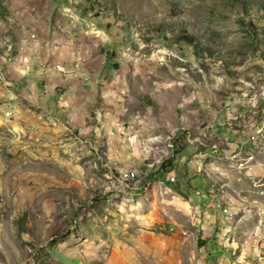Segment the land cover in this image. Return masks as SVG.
<instances>
[{"label":"rangeland","instance_id":"rangeland-1","mask_svg":"<svg viewBox=\"0 0 264 264\" xmlns=\"http://www.w3.org/2000/svg\"><path fill=\"white\" fill-rule=\"evenodd\" d=\"M0 7V264H264V0Z\"/></svg>","mask_w":264,"mask_h":264},{"label":"crops","instance_id":"crops-1","mask_svg":"<svg viewBox=\"0 0 264 264\" xmlns=\"http://www.w3.org/2000/svg\"><path fill=\"white\" fill-rule=\"evenodd\" d=\"M5 9H7V8H5ZM5 9L0 7V13H3V14L7 13ZM11 11H12V15L13 16L10 17V18L8 17V20L10 21V23L12 25H15V24L16 25H21L22 24V20H23V18H21L22 15L23 16L30 15V12L27 9L23 10L22 12H18V10L16 11L15 9L11 10ZM70 12H71V10H70ZM35 13H36L35 15H37V12H35ZM41 46L44 47L43 43L41 44ZM45 47H48V46H46V44H45ZM42 49H43V51H40V53L42 54L41 58L43 60H45V58H46V60H47L48 58L46 57V54L44 52V48H42ZM33 52H38V50L35 48V46H33ZM50 61H53V59L51 58ZM30 70L32 72L33 71L35 72L33 67L28 69V71H30ZM28 71L27 72H23V73L27 74ZM80 71H79V74H77L76 76H63V77L57 76V77H54V78H56L55 80H52L53 78L52 79H48V78H45L43 76H42V78H40L39 76H36V78L37 79H42L44 82H47V84L50 83L51 86H49V88L51 90H54L55 87H58L59 85H64L65 88H67L66 94H71V91L74 90V88L71 86L72 84H75L79 80H80L81 83H83V81H86V79L89 78V76H88L89 74H87L85 72H82V71L80 72ZM35 74H36V72H35ZM22 80H24V78H22ZM26 80L27 81H31V80H29L27 78H26ZM49 80H51V81H49ZM17 84H19V83H17ZM76 85H77V87H79V84H76ZM64 105H66V103H64Z\"/></svg>","mask_w":264,"mask_h":264},{"label":"bare ground","instance_id":"bare-ground-1","mask_svg":"<svg viewBox=\"0 0 264 264\" xmlns=\"http://www.w3.org/2000/svg\"><path fill=\"white\" fill-rule=\"evenodd\" d=\"M31 37H32V39L34 38V36H31ZM37 67H35V69H36L35 72H36V75L39 76L40 78H42V76L45 78H51L52 75L76 76L77 74H79V65L78 64H74L70 68H68L64 64H54V65L46 64V65H43V62H38ZM256 133H257L256 135H258L260 133V131L258 130ZM252 137H251V141H252ZM135 174H136L135 171L124 172L122 174L121 178L124 180V179L130 177L131 175H135ZM136 177H134L132 180H134Z\"/></svg>","mask_w":264,"mask_h":264},{"label":"built area","instance_id":"built-area-1","mask_svg":"<svg viewBox=\"0 0 264 264\" xmlns=\"http://www.w3.org/2000/svg\"><path fill=\"white\" fill-rule=\"evenodd\" d=\"M256 137H257V135H256ZM256 137L253 136V137H252V141H254V140L256 139ZM134 177H136V174H135V175H131L130 177L124 179V181H132V179H133Z\"/></svg>","mask_w":264,"mask_h":264},{"label":"trees","instance_id":"trees-1","mask_svg":"<svg viewBox=\"0 0 264 264\" xmlns=\"http://www.w3.org/2000/svg\"><path fill=\"white\" fill-rule=\"evenodd\" d=\"M163 166V165H162ZM161 166V167H162ZM174 182H172V183H168V185L170 184V185H172L173 187H175L176 186V184H173Z\"/></svg>","mask_w":264,"mask_h":264}]
</instances>
